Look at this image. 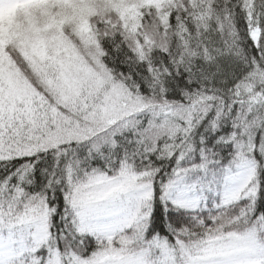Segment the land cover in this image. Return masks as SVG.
I'll return each instance as SVG.
<instances>
[{"label":"snow or ice","instance_id":"6c2138e0","mask_svg":"<svg viewBox=\"0 0 264 264\" xmlns=\"http://www.w3.org/2000/svg\"><path fill=\"white\" fill-rule=\"evenodd\" d=\"M0 264H264V0H0Z\"/></svg>","mask_w":264,"mask_h":264}]
</instances>
